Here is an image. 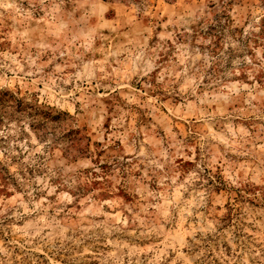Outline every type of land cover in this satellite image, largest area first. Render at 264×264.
<instances>
[{
	"label": "rangeland",
	"instance_id": "obj_1",
	"mask_svg": "<svg viewBox=\"0 0 264 264\" xmlns=\"http://www.w3.org/2000/svg\"><path fill=\"white\" fill-rule=\"evenodd\" d=\"M29 12L25 0L0 16V74L11 78L9 69H16L6 57L22 66L28 53L45 73L56 66L66 78L78 71L93 76L89 92L98 93L92 107L103 110L97 118L104 134L98 138L84 124L87 134L71 158L52 150V163L66 175L45 179L42 161L20 164L38 137L28 144L23 128L17 134L12 121L0 119V154L7 158L0 160V242L11 252L0 258L264 264V0H97L95 7L66 0L51 17L26 19ZM205 61L209 67L200 71ZM10 98L8 88L0 90V103ZM141 144L160 162L172 157V179L151 170L150 160L133 159ZM125 161L133 166L116 167ZM201 161L208 180L197 175ZM37 220L49 225L45 233L62 231L71 240L55 247L33 242L21 251L25 238L18 233ZM202 233H209L208 245L198 239ZM241 234L247 247L233 242Z\"/></svg>",
	"mask_w": 264,
	"mask_h": 264
},
{
	"label": "clouds",
	"instance_id": "obj_2",
	"mask_svg": "<svg viewBox=\"0 0 264 264\" xmlns=\"http://www.w3.org/2000/svg\"><path fill=\"white\" fill-rule=\"evenodd\" d=\"M24 2L25 0H0V16L8 14L10 10H18V5ZM26 2L30 6V12L26 15V19H31L32 13L37 15L43 13L45 18L51 17L53 12L63 7L66 0H26ZM77 2L81 7L84 5L95 7L97 4V0H77ZM83 15L85 18L88 17L89 13L87 9L84 10ZM189 15L192 16V14ZM203 15L204 12L201 10L198 15L193 16V20H198ZM191 22L188 21L187 23ZM69 23H72L71 19H69ZM199 30L205 33L208 32L207 26H201ZM216 31H219V29ZM85 54L84 52L80 53L79 56L73 54L72 59L80 60ZM62 55L67 56L68 53L65 52ZM232 55V53H229V56ZM6 59L11 60L12 64L16 65V69H9V71L13 72L11 78L0 74V90L8 88L11 96L10 99L0 103V119L6 117L8 121H12L11 128L17 134H20V129L23 128L28 136V144L32 143L33 134L38 137L36 148L28 152L27 157L20 161L21 167H32L37 161H42L43 167L48 171V176L45 179L55 177L58 173L66 175V170L55 168V165L52 163L50 159L53 155L52 150L62 151L71 158L75 154L76 146L83 142V138L87 134L83 127L84 124H87L89 129L96 131L98 138H101L104 134L101 121L97 118L98 114L103 116V110L92 107L98 93L89 92V87L94 77L85 72L78 71L76 75L66 78L63 69L56 66H54V70L50 74L45 73L43 66L37 65L28 53L22 54V59L24 60L22 66L16 61L15 57L8 56ZM142 59L143 57L138 54L136 60L141 61ZM219 59L222 63L225 60L224 57H220ZM238 62L235 59L231 61L233 64ZM81 63H83L82 60ZM66 66L71 67V64H67ZM3 67L4 64H0V68ZM208 67L209 65L205 61L201 65L200 71H207ZM141 71H143L142 68ZM191 71L193 69L189 66L184 70V74L187 75ZM13 83L19 84L21 91L11 90ZM70 83L74 87L66 90L63 86ZM114 123L120 127L123 126V122L119 119L114 120ZM0 135H4V133H0ZM132 146L135 148V141H133ZM41 147L45 149V152L40 151ZM116 150L118 151L119 149ZM158 156L159 153L157 152H152L151 150L144 151V145L141 144L139 149L135 151L133 159L139 161L141 157H144L146 160H150L149 167L151 170H159L158 174L172 179L175 175L171 171L173 167L171 163L172 157L169 156L163 162H160L157 160ZM6 159L3 154H0V160ZM123 159V156L118 158V160ZM59 163V160L55 162V164ZM125 166L131 168L133 165L130 161L116 165L118 168ZM164 167H168L169 171L164 172ZM207 167V161H201V165L196 169L198 177H201L203 180L209 179L205 171ZM48 227L47 223H42L40 220H37L35 224H26L18 233L19 236L25 238L23 243L19 245L21 251L26 246L33 244V242L38 247H55L57 240L61 246L66 241L71 240V237L65 236L62 231L45 233ZM16 235L14 234L12 242L16 240ZM198 239L203 240L205 245L210 243L209 233H202ZM217 240L218 233L212 232L211 242L216 243ZM233 242H239L242 247H247L242 234L239 237L234 236ZM72 243H75V241L73 240ZM194 247H196L195 244ZM197 251H199L198 248ZM0 253H3L5 257L11 256V252L4 248L2 242H0ZM250 254L254 256L260 255L259 252H252L251 250ZM261 259H264V257H261ZM0 264H8V262L0 258Z\"/></svg>",
	"mask_w": 264,
	"mask_h": 264
}]
</instances>
